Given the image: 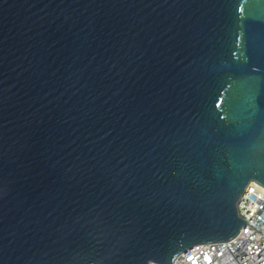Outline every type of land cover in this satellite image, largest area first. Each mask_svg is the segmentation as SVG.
I'll use <instances>...</instances> for the list:
<instances>
[{"label": "water", "instance_id": "95a60500", "mask_svg": "<svg viewBox=\"0 0 264 264\" xmlns=\"http://www.w3.org/2000/svg\"><path fill=\"white\" fill-rule=\"evenodd\" d=\"M264 185V0H0V264H173Z\"/></svg>", "mask_w": 264, "mask_h": 264}, {"label": "built area", "instance_id": "2783aa9c", "mask_svg": "<svg viewBox=\"0 0 264 264\" xmlns=\"http://www.w3.org/2000/svg\"><path fill=\"white\" fill-rule=\"evenodd\" d=\"M236 208L246 223L236 238L188 248L173 264H264V185L250 181Z\"/></svg>", "mask_w": 264, "mask_h": 264}]
</instances>
